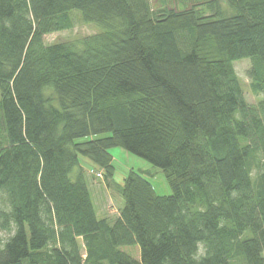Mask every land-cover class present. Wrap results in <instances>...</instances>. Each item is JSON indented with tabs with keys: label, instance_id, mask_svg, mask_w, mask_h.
<instances>
[{
	"label": "trees",
	"instance_id": "obj_1",
	"mask_svg": "<svg viewBox=\"0 0 264 264\" xmlns=\"http://www.w3.org/2000/svg\"><path fill=\"white\" fill-rule=\"evenodd\" d=\"M186 2L0 0V264H264V0ZM72 10L101 30L46 44ZM115 146L171 194L131 168L97 217L78 156L107 183Z\"/></svg>",
	"mask_w": 264,
	"mask_h": 264
},
{
	"label": "rangeland",
	"instance_id": "obj_2",
	"mask_svg": "<svg viewBox=\"0 0 264 264\" xmlns=\"http://www.w3.org/2000/svg\"><path fill=\"white\" fill-rule=\"evenodd\" d=\"M152 8L156 7H168L179 9L182 5L186 7L190 6L189 2L183 3V0H149ZM72 26L67 29L54 31L44 35V42L46 44L60 42V41H74L84 36L99 32L101 29L95 23L84 22L80 16L78 10L71 11ZM235 72L241 82L243 94L246 101L251 105H256L259 99L264 98V93L255 95L249 88V78L247 75V69L250 66L249 58H243L235 60L234 63ZM107 135V133L89 134L86 136L78 137L76 141H86L98 137ZM112 156V165L114 166L113 177L109 182H105L102 174L103 170L100 166L91 161L88 157L79 154V163L84 169V178L88 186L90 196L97 214V217H102L104 205L107 206L105 211L110 215H116L120 206L123 204V198L120 193V185L123 182V178L127 175V172L133 168L135 170H148L146 174L147 178L153 185L157 194L168 195L171 194L172 189L165 177L164 172L152 165L146 159L137 156L126 149L115 146L109 149ZM99 172L101 177H96V173ZM255 175V170L252 172V176ZM1 198V195H0ZM99 201V202H97ZM8 236V233L0 229V241H4ZM200 247L199 252L201 253Z\"/></svg>",
	"mask_w": 264,
	"mask_h": 264
},
{
	"label": "crops",
	"instance_id": "obj_3",
	"mask_svg": "<svg viewBox=\"0 0 264 264\" xmlns=\"http://www.w3.org/2000/svg\"><path fill=\"white\" fill-rule=\"evenodd\" d=\"M97 202H99V201H97ZM102 205H104V210H103V208H102V211H103V212H100V213L105 214V215H103L102 217H108V218H110V219H111V218L113 219L116 215H110L109 212L105 211V209H106L107 206L104 204V202L102 203Z\"/></svg>",
	"mask_w": 264,
	"mask_h": 264
},
{
	"label": "built area",
	"instance_id": "obj_4",
	"mask_svg": "<svg viewBox=\"0 0 264 264\" xmlns=\"http://www.w3.org/2000/svg\"><path fill=\"white\" fill-rule=\"evenodd\" d=\"M95 175L101 177V174L99 172H97Z\"/></svg>",
	"mask_w": 264,
	"mask_h": 264
}]
</instances>
